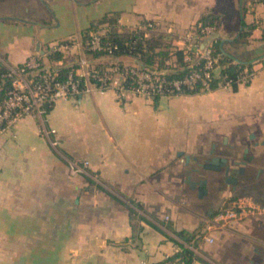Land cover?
<instances>
[{
    "label": "crops",
    "instance_id": "obj_1",
    "mask_svg": "<svg viewBox=\"0 0 264 264\" xmlns=\"http://www.w3.org/2000/svg\"><path fill=\"white\" fill-rule=\"evenodd\" d=\"M106 15L119 31L153 21L150 37L179 48L212 15L214 37L250 61L255 77L237 90L162 96L157 107L133 93L94 91L23 117L0 137V264H175L168 257L181 230L199 236L201 259L192 264L262 261L255 248L264 239L252 235V220L207 231L218 206L199 194L202 171L192 168L212 143H234L239 127L264 115V0H0V67L42 55L55 41L105 34L114 27L101 22ZM243 21L251 33L240 38ZM77 56L67 53L65 66L77 67ZM88 58L94 66L137 63ZM77 159L90 165L74 176L69 163Z\"/></svg>",
    "mask_w": 264,
    "mask_h": 264
},
{
    "label": "built area",
    "instance_id": "obj_2",
    "mask_svg": "<svg viewBox=\"0 0 264 264\" xmlns=\"http://www.w3.org/2000/svg\"><path fill=\"white\" fill-rule=\"evenodd\" d=\"M154 25L153 21H147L133 29L142 33L138 38L143 44L150 38ZM214 33L215 28L212 25L201 24L194 33L189 34L183 50L191 70L178 78H170L166 70H156L138 63H115L104 68L94 66L88 58V53H104L105 56L114 57L120 50L118 44L104 41L102 34L96 31H90L87 39L80 36L52 42L44 54H33L20 65L7 67L6 72L0 74L10 82L0 100V137L11 131L23 117H43L56 101L70 100L83 93L114 89L121 98L133 93L155 99L182 95L185 89H197L199 86L202 93L210 92L214 72L221 58L220 54L214 53ZM133 51L130 49L129 56L141 60L140 53L131 55ZM69 52L78 55L77 67H69L66 73H62L60 69L65 66V57ZM52 55L57 56L53 62L49 58ZM200 61L203 65L198 68L196 65ZM255 74L254 69H244L238 74L236 82L239 85L249 84ZM224 79L222 86L232 87L234 80L226 76ZM52 131L55 132L54 129ZM89 165V160H71L69 170L75 176L87 173ZM235 217L236 213L232 210L217 211L207 222L206 229L212 231L216 225L225 226ZM166 219L169 217L166 216ZM206 240L214 242L211 236H207Z\"/></svg>",
    "mask_w": 264,
    "mask_h": 264
},
{
    "label": "flooded vegetation",
    "instance_id": "obj_3",
    "mask_svg": "<svg viewBox=\"0 0 264 264\" xmlns=\"http://www.w3.org/2000/svg\"><path fill=\"white\" fill-rule=\"evenodd\" d=\"M213 157L219 158L216 165L211 164ZM192 169L202 171L199 194L213 207L218 206L213 215L232 210L236 213L233 220H252L255 224L252 235L264 239V115L239 127L234 143L225 139L221 146L212 143L209 152ZM210 172L218 173V178L210 176ZM255 250L264 252V243ZM253 263L264 264V259Z\"/></svg>",
    "mask_w": 264,
    "mask_h": 264
},
{
    "label": "trees",
    "instance_id": "obj_4",
    "mask_svg": "<svg viewBox=\"0 0 264 264\" xmlns=\"http://www.w3.org/2000/svg\"><path fill=\"white\" fill-rule=\"evenodd\" d=\"M116 19L110 18L108 15L101 19V22L109 21L113 24V28L110 29L105 34H102V38L104 41H111L119 45L120 50L117 51L114 57L121 56H129L130 49H133L134 54L140 53V59L146 63L147 67L156 70H166L170 78H178L184 76L187 72L191 70L189 67V62L185 60V52L183 49H178L176 51L177 60L175 63L170 64L168 61V57L170 55L169 49L164 47H160L162 44L161 39L157 38H148L145 40V44L141 42L138 38L142 33L137 32L136 30L129 31H119L118 28L115 27ZM203 24L212 25L214 28L217 27L216 18L212 15H206L202 17ZM243 29L240 34V38H244L250 35V31L246 30V24L244 21L242 22ZM94 28V27H93ZM84 39L88 38V32L83 36ZM138 39V40H137ZM137 40V41H136ZM213 48L214 53L220 54L221 58L217 64V69L214 72V78L211 82V90H215L219 86L224 84L225 76L227 78L233 79L234 82L232 84V88L234 90L238 89L239 84L236 82L238 74L244 69H253V64L250 61H236V58L226 53L222 47V39L219 37L213 38ZM93 57L105 56L104 53H88ZM50 60H55L57 56L52 55L49 57ZM122 65L121 63H119ZM203 65V62L200 61L196 67L200 68ZM97 67H108L107 64H98ZM7 67H0V74L5 73ZM62 73H66L69 70V67L64 66L61 69ZM10 86L9 80L3 78L0 75V100L5 95V90ZM202 93L200 91V86L197 89H185L183 91V95H193ZM160 97H156L155 107L158 106ZM135 206H139V204L134 203ZM133 213L137 215V212L134 208H132ZM180 240H175L176 244L179 246L180 251L168 257L169 261H179L184 264H192L194 261L201 259L194 248L198 247L199 236L196 232H190L187 230H181L177 232Z\"/></svg>",
    "mask_w": 264,
    "mask_h": 264
},
{
    "label": "rangeland",
    "instance_id": "obj_5",
    "mask_svg": "<svg viewBox=\"0 0 264 264\" xmlns=\"http://www.w3.org/2000/svg\"><path fill=\"white\" fill-rule=\"evenodd\" d=\"M161 42H162V44H161L160 47H164L166 49H169V51H170V55L168 57L169 63L170 64L175 63L176 60H177V57H176V54H175L176 51L178 49H184L185 46H183L182 48H179L178 46H175L174 44H172V41L170 39H164Z\"/></svg>",
    "mask_w": 264,
    "mask_h": 264
},
{
    "label": "water",
    "instance_id": "obj_6",
    "mask_svg": "<svg viewBox=\"0 0 264 264\" xmlns=\"http://www.w3.org/2000/svg\"><path fill=\"white\" fill-rule=\"evenodd\" d=\"M227 53V52H226ZM236 61H240L238 59H236ZM136 62L140 65H143V66H146V63L142 60H136ZM219 161V158L218 157H213L212 159V163L213 165H216V163ZM210 168L214 169L215 167L211 166Z\"/></svg>",
    "mask_w": 264,
    "mask_h": 264
}]
</instances>
